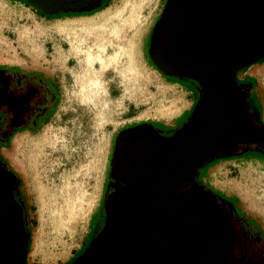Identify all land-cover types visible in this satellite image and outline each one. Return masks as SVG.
Segmentation results:
<instances>
[{
  "label": "rangeland",
  "instance_id": "374dc122",
  "mask_svg": "<svg viewBox=\"0 0 264 264\" xmlns=\"http://www.w3.org/2000/svg\"><path fill=\"white\" fill-rule=\"evenodd\" d=\"M163 1L108 0L112 8L109 12L54 19L49 42L57 49L59 56L63 54L55 67L57 74L63 72L65 75L55 78L59 79L57 89L61 102L72 100L70 104H77L71 90L73 72L80 69L100 75L101 84L89 86L96 89L97 96L98 91L100 95L96 103L82 109L73 106L66 108L64 105L57 110L58 116L53 117L54 121L46 130V138L25 140L21 157L15 151L11 152L14 163L25 172L23 201L29 229L25 264H70L87 246L92 238L88 230L97 227L94 223L98 216L92 218L104 196L101 188L104 187L119 130L149 121L171 128L188 117L190 112L176 119L177 124L173 125L174 116L181 106L179 87L163 84L142 58V40L143 51L148 55L150 30ZM103 29L107 30L115 46H123V53L111 58L107 68L102 70L98 61L88 67L85 56L88 50L96 49L101 39L99 32ZM68 72H72V75H67ZM233 77L236 80L235 73ZM191 85L196 88L194 84ZM199 86L201 98L204 94L201 81ZM195 90L198 94V90ZM233 96L240 98L242 105L241 95L233 92ZM251 100L260 115L252 95ZM63 112H68V122H63ZM237 119L238 122L247 123L241 121L240 112ZM214 138L220 140L221 134ZM259 138H264V135ZM239 139L247 140L244 137ZM69 176H72L70 185L66 184ZM64 190L67 193L62 195ZM242 195L246 212L264 225V203L254 197L249 187L242 191ZM249 221L256 226L253 220ZM71 253L67 263L64 262L63 257Z\"/></svg>",
  "mask_w": 264,
  "mask_h": 264
},
{
  "label": "water",
  "instance_id": "95a60500",
  "mask_svg": "<svg viewBox=\"0 0 264 264\" xmlns=\"http://www.w3.org/2000/svg\"><path fill=\"white\" fill-rule=\"evenodd\" d=\"M23 1L33 4L43 13L53 14L73 8L86 10L93 0ZM224 1L167 0L161 18L155 22L150 34V57L158 69L167 75L183 77L181 70H185L184 66L192 63V58L201 52V49H196L198 40L203 41L207 31L215 29L221 23V13L229 10ZM191 74L192 79L199 84L202 82L204 94L196 101L189 118L177 130L161 137L150 124L139 123L117 132L110 166L121 177L135 176L136 180L129 188L130 197L118 206L108 208V223L103 232L89 243L73 264H157L156 256L157 259L148 256L158 252L153 248L157 244V232L154 230L155 233L150 236L142 226L148 216L156 219L161 209L168 211L167 207L175 205L178 200H187L182 196L188 192L202 207L205 206L202 201L211 205L214 202V195L197 185L194 172L205 160L224 154L231 146L227 144L223 150L213 152H207L206 148L209 138L207 128L214 126V123L219 124L223 114L228 112L229 101L227 98L224 101L219 98L221 85L216 80L212 93L205 90L204 78L197 75L195 68H192ZM232 77L231 71L226 84L232 92L231 99L240 108L241 99L233 96ZM239 112L240 109L237 111L238 115ZM245 124L259 132L260 137L264 135V131L257 129L249 121ZM224 130L225 127L217 129L216 133L222 134ZM238 137H244L250 142L258 139L257 136L245 134L235 139ZM178 176L179 179L176 180ZM170 181H174V184H168ZM11 183L12 174L0 169V264H24L26 235L20 221L19 208L10 193ZM161 186L164 187L163 190ZM172 190L175 191L172 193ZM114 214L118 216L115 221ZM160 229L162 230L161 226ZM111 237L116 240L110 242ZM103 238L109 239L107 244L102 245ZM163 246L161 252L166 253L165 243Z\"/></svg>",
  "mask_w": 264,
  "mask_h": 264
},
{
  "label": "flooded vegetation",
  "instance_id": "af4514ba",
  "mask_svg": "<svg viewBox=\"0 0 264 264\" xmlns=\"http://www.w3.org/2000/svg\"><path fill=\"white\" fill-rule=\"evenodd\" d=\"M166 2L167 0L163 1L154 24L161 18ZM224 2L227 8L229 6V10L221 13V23L218 24L215 29L207 31L208 36L204 35L203 41L198 40L199 45L197 44L196 49H201V52L197 53L195 57L192 58V60L194 59L192 63L184 66V68H186L185 70H181V75L186 78L187 81H194L195 84L199 86V83L191 78V76H193L191 74L192 68H195L197 75H199L200 78H204L203 81H205L206 85L205 90H210L211 92L213 91L212 86L215 84V80L218 83H220V80L226 81L231 71L234 75V73L236 74V72L250 63L264 59V0H225ZM150 34L148 49L152 47ZM148 49V56L151 60ZM151 63L155 65L152 60ZM159 71L163 73L160 69ZM168 76L172 77L173 75ZM207 80L209 82H207ZM3 82L4 77L0 72V86L3 85ZM240 90L241 92H238L239 89L236 91L234 87L233 92H237L240 95V93L245 92L246 87ZM3 91H5V88L0 87V106L2 105V109L5 103L17 107L25 100L24 96L14 97L6 91ZM221 92L222 88L219 93L221 94ZM229 92L232 94L230 89ZM221 97L223 101L226 98L228 99L225 92L221 94ZM230 103H232L233 108L229 111L234 114L232 115L234 116V122L238 123L236 122V118L239 105L232 99ZM251 112L252 110L248 109L247 106L242 103L240 106L241 121L249 119ZM15 120L16 118L13 119V121ZM221 127H225V130L227 129V126ZM161 130L158 132L162 135L161 137H163V135H170V133L165 134L161 132ZM232 145L233 143L227 151L232 148ZM110 174V183L108 185L109 192L102 203L101 215L97 224L98 229L97 227L95 228L92 238L80 255L91 241L98 238L106 227L109 217L108 208L118 206L120 202L130 197L129 188L134 185L136 177L129 175L121 177L112 168ZM11 188L10 193L13 202L18 208H21L19 202L13 198ZM186 198L187 200L180 201L181 203L178 207H174L171 215L168 217L163 215L162 218L159 217L158 219H154L153 216H148L146 223L142 224L150 236L157 232V244L153 245L156 246L153 248L157 249L158 252L156 254H149L148 256H152L153 259L156 256L158 258L156 261L157 264H241L242 259L240 255L242 251L237 244L243 239L244 231L241 226H239L238 221L232 213L231 206L234 207L233 204L231 202L230 204L224 202L220 198L214 196L215 200L212 205L203 203L204 201H202L201 203L205 205L202 207L193 197ZM178 202L179 200L177 203ZM21 212L20 221L23 225L22 208ZM117 217L118 216L114 214V221L117 220ZM113 234L115 235V233ZM109 235L111 236V233H109ZM108 240L109 239H107V242ZM115 240V237L110 238V242ZM163 242L166 246V253L161 252V250L164 249ZM76 258L70 264H73Z\"/></svg>",
  "mask_w": 264,
  "mask_h": 264
},
{
  "label": "crops",
  "instance_id": "0c3cea01",
  "mask_svg": "<svg viewBox=\"0 0 264 264\" xmlns=\"http://www.w3.org/2000/svg\"><path fill=\"white\" fill-rule=\"evenodd\" d=\"M110 9L112 8L108 2L106 6L89 15L106 13ZM72 17L74 18L75 16H66V18ZM57 18L60 19L59 17L40 15L32 5H28L19 0H0V67H14L25 72L39 74L47 81L57 95V102L53 107L52 113L48 117L39 120L35 129L16 131L5 145L0 146V154L5 159V162L21 179L20 192L22 199H25L23 192L25 172L20 166L14 163L11 158V152L15 151L21 157L25 140L32 139L33 137L46 138V130L54 121L53 117L58 116L57 110L63 108L64 105L67 106L66 108L77 107L82 109L86 105H90V103H96V98L100 95L98 91L99 94L97 96L95 88H89L92 84L90 80L95 77L96 73L80 69L73 72L74 80L73 89L71 90V96L74 97L77 104H70L72 100L61 102L59 90L57 89L59 79L55 78L60 76L65 77V75L63 72L57 74L55 67L59 63L58 61L62 59L63 54L59 56L56 53L57 49H54L49 42V39L52 38L53 21ZM143 46L144 42L142 40L141 51L145 63L160 77L163 84L179 87L180 93L182 94L181 98L178 99L181 103L180 110L174 116L173 125H175L177 124L175 123L176 119L186 112L191 111L196 103L194 101L199 98V92L198 94L196 93V88L190 82L167 76L155 69L149 56L143 51V48H145ZM71 73L68 72L67 75L71 76ZM236 81L241 82L240 84L246 87V92L248 93L247 99L250 105L253 106L251 95L256 99L257 106L260 110L258 118L264 125V59L252 62L240 69L236 73ZM91 90H93L92 94ZM91 96L93 99H91ZM62 116L63 122L69 121L68 112H63L61 114ZM159 126L162 128L170 127L162 124ZM199 180L210 191L230 201L235 209L244 214L243 217L245 219L253 220L256 224L255 227L264 232L262 222L246 212L244 207L246 205L243 202L242 195V191L249 187L253 189L255 198L264 201V155L262 153L252 149L241 155L215 159L202 169ZM89 232L90 230H88ZM72 254L64 256V262L68 261Z\"/></svg>",
  "mask_w": 264,
  "mask_h": 264
},
{
  "label": "trees",
  "instance_id": "16d2710c",
  "mask_svg": "<svg viewBox=\"0 0 264 264\" xmlns=\"http://www.w3.org/2000/svg\"><path fill=\"white\" fill-rule=\"evenodd\" d=\"M21 2H24L28 5H32L37 12L40 15L46 16V17H60V16H67V15H87L91 14L104 6L107 5L108 0H93L89 5H87L88 9L80 11V10H75L73 8L72 10H59L53 14H47L43 13L40 10H38L33 4H30L26 1L19 0ZM153 65V64H152ZM153 67L157 70V66L153 65ZM0 72L3 74L4 77V82L3 85L0 87L5 88V91L11 96L18 97V96H24L25 100L23 103L19 104L17 107L13 105H9L7 103L3 104L5 105L4 108L2 109V105L0 106V146L5 145L9 138L15 133L16 131L23 130V129H29L33 130L37 127L38 121L48 117L52 111L53 107L57 102V95L56 92L52 89V87L47 83V81L41 77L39 74L32 73V72H25L22 70H19L14 67H0ZM168 76V75H167ZM234 76V75H233ZM173 78H179L181 80L187 81L186 78L184 77H177V76H172ZM233 78V85L235 87V90L241 92V88H244V85L238 84L237 81ZM187 82H191L196 86V89L198 92H201L200 86L196 85L194 81L188 80ZM3 91V92H5ZM241 98H242V103L243 105H246L248 109L252 110L251 116H249L246 121H249L254 127L257 129H260L264 131V125L260 122L258 118V113L257 110L255 109L254 106L250 105L248 102V93L245 92L240 93ZM200 96V95H199ZM192 110V109H191ZM249 111V110H248ZM250 113V111H249ZM191 114V111L188 115V117L185 119V121L189 118ZM13 121V119H15ZM184 121V122H185ZM184 122L171 127V128H162L158 124L154 122H147L154 128L156 133L159 136L160 135L158 132L161 130V132L166 133H172L175 130H177ZM166 136V135H163ZM252 149L257 150L258 152L262 153L264 155V138L255 141V142H250L245 139H235L233 141L232 148L225 152L222 155L217 156L216 158H211L208 160H205L201 166L194 172V179L200 187H202L204 190L209 191L212 193L215 197L220 198L224 202H228L230 204V201H227L225 198L213 193L210 191L208 188L203 186L200 183L199 180V175L201 174V168L205 167L209 163L213 162L215 159H218L220 157H229V156H236V155H241L247 151H250ZM0 169L5 172L12 174V188L11 191L13 192V198H15L22 210V220H23V231L26 235V242L24 246V251L25 254L28 249V243H29V229H28V221H27V215H26V210H25V203L21 197V192H20V179L18 175L7 165L5 162V159L2 157L0 154ZM111 166L109 163V169L107 170V175L104 180V187H103V199L101 203L98 206V209L96 211L95 216L92 218V220L97 217L95 221V225L97 226L99 217L101 215V210H102V203L104 202V198L109 192L108 185L110 183V177H111ZM19 206V207H20ZM21 208L20 212H21ZM232 213L236 220L238 221L239 226L244 231V236L242 237L243 239L238 242V246L242 253H241V259L243 264H264V232L260 231L258 228H256L254 225L250 223L249 220L245 219L237 209L231 206ZM22 213V212H21ZM91 220V221H92ZM91 223V222H90ZM95 232V227L94 229L89 233L92 235ZM241 245V246H240ZM240 259V260H241ZM241 263V264H242Z\"/></svg>",
  "mask_w": 264,
  "mask_h": 264
},
{
  "label": "bare ground",
  "instance_id": "6f19581e",
  "mask_svg": "<svg viewBox=\"0 0 264 264\" xmlns=\"http://www.w3.org/2000/svg\"><path fill=\"white\" fill-rule=\"evenodd\" d=\"M99 33H100V38L101 39H100L99 42H97L95 50L94 49L92 51L88 50V53H86V56H85V61H86V64H88L87 65L88 67L89 66L91 67L95 63L97 64L96 61H98V65L100 66V69L103 70V69H106L107 66L109 65L111 58L118 57V56L122 55L123 52H121V51L123 50V46H122V48L119 45L115 46L114 41H112L113 39L108 37V32H107L106 29L101 30ZM126 50H127V48H126ZM126 62H127V60H126ZM99 76L100 75L99 74L97 75V73H96L95 78H97V79H93V80L91 79V83L94 84L95 86H98V85L101 84L99 82V80H100ZM228 76H230V75H228ZM219 82H220L219 85H221V88H222L221 94L223 92H225L227 94L228 101H229L228 102L229 109H228L227 113L223 114V117H221V120L219 121L218 125H216V123H214V126H210L209 128H207V136L209 137L208 138V142H207V147H206V148H208L207 152H213V151H217L219 149L223 150L224 148H226L228 146L227 144H232V141L237 136L243 135V134L249 135L250 137L257 136L258 139H260L259 138V136H260L259 132H256L252 128L248 127L245 123L239 125L238 123L234 122V120H233L234 116H232L234 114L229 111L230 109L233 108L232 103H230V100H231V93L229 92L230 88L226 84V81L220 80ZM97 89L99 90V88H97ZM101 90H103V89H101ZM221 94H220V99L222 100ZM221 126H227V129L224 132L222 131V139L220 141H216L214 139V136L217 134L216 130L217 129L220 130L222 128ZM214 127H216V129H214ZM176 171L178 172L179 170L177 169ZM71 175H73V173H71ZM71 177L72 176H69L68 182H66V184L68 183L70 185V183L72 181ZM177 179H179V176H178V178H176V180ZM168 184H174V181H172V182L170 181ZM161 188L163 190L164 187L161 186ZM174 191L172 190L171 192L173 193ZM66 193L67 192L65 191V192H63L62 195L66 194ZM188 193L187 194L184 193L182 198H186V197H189V196L191 197V193H189V194ZM244 196H245V194H244ZM251 198H252V196H251ZM262 202L264 203V201H262ZM180 203L181 202L179 201L177 204H175L173 206L170 205L169 207H167L168 211H165V212H164V209L163 210L161 209L160 212H159V215L156 217V219H158L159 217L162 218L163 215H166L168 217L169 215H171V212L173 211L174 207H178L180 205ZM101 243H102V245L106 244L107 243V239L103 238Z\"/></svg>",
  "mask_w": 264,
  "mask_h": 264
}]
</instances>
